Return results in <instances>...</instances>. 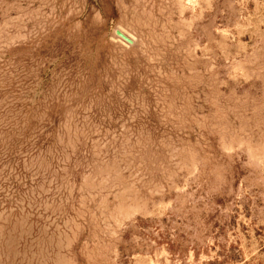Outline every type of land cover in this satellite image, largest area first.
<instances>
[{"label":"rangeland","instance_id":"rangeland-1","mask_svg":"<svg viewBox=\"0 0 264 264\" xmlns=\"http://www.w3.org/2000/svg\"><path fill=\"white\" fill-rule=\"evenodd\" d=\"M0 264H264V0H0Z\"/></svg>","mask_w":264,"mask_h":264},{"label":"water","instance_id":"water-1","mask_svg":"<svg viewBox=\"0 0 264 264\" xmlns=\"http://www.w3.org/2000/svg\"><path fill=\"white\" fill-rule=\"evenodd\" d=\"M118 34H119L122 38H124L125 40L131 42V40H130V39H129V38H128L123 32L118 31Z\"/></svg>","mask_w":264,"mask_h":264}]
</instances>
